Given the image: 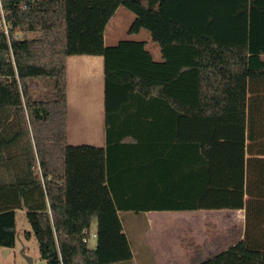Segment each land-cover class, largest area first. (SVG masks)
<instances>
[{
    "label": "trees",
    "instance_id": "1",
    "mask_svg": "<svg viewBox=\"0 0 264 264\" xmlns=\"http://www.w3.org/2000/svg\"><path fill=\"white\" fill-rule=\"evenodd\" d=\"M120 6L135 14L128 33L147 29L161 60L144 40L105 44ZM3 7L10 34L0 27V249L16 247L18 210L44 264H124L130 250L119 211L244 209L243 231L233 228L226 246L206 221L216 255L205 258L190 234L184 248L191 264H264V0ZM25 32L38 35L15 37ZM72 55L104 58L106 147L68 141ZM147 105L173 117L170 143L151 160L144 141L155 129L135 121ZM124 113L134 119L126 127L116 123ZM95 220L92 246L84 237Z\"/></svg>",
    "mask_w": 264,
    "mask_h": 264
},
{
    "label": "crops",
    "instance_id": "2",
    "mask_svg": "<svg viewBox=\"0 0 264 264\" xmlns=\"http://www.w3.org/2000/svg\"><path fill=\"white\" fill-rule=\"evenodd\" d=\"M147 39L149 40V37ZM145 42L154 59L161 60L162 53L159 46L153 40L150 44L149 41ZM67 76V135L69 143L106 147L105 67L103 56H69ZM169 110L163 105H147L143 108L142 118H139V121L135 119V121L142 122L143 125L148 124L155 129L144 141L147 144L145 150L148 153V160L156 157L154 154L157 151H163L170 143L168 124L172 122L173 117L172 114L168 113ZM133 121L134 119L129 114L124 113L116 123L119 126L126 127L132 124ZM180 154L182 155V149ZM195 211L198 210L119 211L122 233L127 238L130 250L129 262L124 264H191L183 244L184 238L189 234L201 245L205 258L216 255L217 245L211 241L207 234V220L214 222L219 231L226 236L222 239L225 246L230 240L227 236L234 233V231L232 232L233 228L237 227L241 232L243 231L245 225L244 209L235 211L219 210L217 214H227L228 216L227 221L224 222L225 224L221 225L222 223L219 220L216 219L215 222L207 217L204 219V230L202 227L199 228L195 222L197 216L192 215ZM92 227L93 232L98 234L97 220L91 225V229ZM243 236L241 234L240 237L243 238ZM97 240L98 236L91 237L90 243L96 245ZM12 249L9 248L8 251H12Z\"/></svg>",
    "mask_w": 264,
    "mask_h": 264
},
{
    "label": "rangeland",
    "instance_id": "3",
    "mask_svg": "<svg viewBox=\"0 0 264 264\" xmlns=\"http://www.w3.org/2000/svg\"><path fill=\"white\" fill-rule=\"evenodd\" d=\"M135 14L127 9L125 6H120L115 12L114 16L111 18L105 30V44H115L118 40L122 38H133L149 41L151 43L150 32L147 29H142L139 33L129 34L128 30L130 25L134 20ZM38 35V32H25L21 33L20 36L23 38H31ZM110 35V36H109ZM149 37V40L147 39ZM42 89L41 86L34 85L33 92L37 94ZM219 210H198L193 212L192 215H196V224L199 228L205 227L204 219L211 218L216 222L219 220L223 225L227 221V214H217ZM217 214V215H216ZM17 244L12 251L5 252L4 249H0V264H27V260L24 254L31 256L34 260V264H44V260L41 259V253L38 241L36 237L31 234L28 238L26 237V231H32L31 225L26 217L25 210L17 211ZM200 219V221H199ZM96 221V220H95ZM94 221V223H95ZM93 223V224H94ZM92 224V225H93ZM225 224V223H224ZM226 226V225H224ZM93 232V227L91 229ZM92 242V241H91ZM92 246L95 244L92 243ZM24 247V254L22 253V248Z\"/></svg>",
    "mask_w": 264,
    "mask_h": 264
},
{
    "label": "built area",
    "instance_id": "4",
    "mask_svg": "<svg viewBox=\"0 0 264 264\" xmlns=\"http://www.w3.org/2000/svg\"><path fill=\"white\" fill-rule=\"evenodd\" d=\"M0 15H1V20H0V27L4 30V32L7 34L8 38H9V34H10V25L7 22L6 18H5V11H4V7H3V0H0ZM15 37H21L20 34H16ZM87 235H85L84 237V241L90 243V239L91 237H97V233L95 232H91L90 231H86Z\"/></svg>",
    "mask_w": 264,
    "mask_h": 264
},
{
    "label": "water",
    "instance_id": "5",
    "mask_svg": "<svg viewBox=\"0 0 264 264\" xmlns=\"http://www.w3.org/2000/svg\"><path fill=\"white\" fill-rule=\"evenodd\" d=\"M5 251H8L9 248H4ZM22 253L24 254V247L22 248ZM24 257L26 258L27 260V264H34V260L31 256L27 255V254H24Z\"/></svg>",
    "mask_w": 264,
    "mask_h": 264
}]
</instances>
